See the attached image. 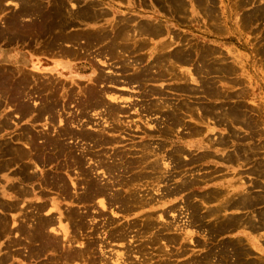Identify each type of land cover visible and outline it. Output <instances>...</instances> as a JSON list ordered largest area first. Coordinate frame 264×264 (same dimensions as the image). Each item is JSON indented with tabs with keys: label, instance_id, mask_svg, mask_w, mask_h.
<instances>
[{
	"label": "rangeland",
	"instance_id": "1",
	"mask_svg": "<svg viewBox=\"0 0 264 264\" xmlns=\"http://www.w3.org/2000/svg\"><path fill=\"white\" fill-rule=\"evenodd\" d=\"M36 1V3L39 4L41 10L44 8V15L43 13L39 14V16H36L32 13L30 15L28 13H21L20 10L23 5H21L22 1L20 0H0V38L2 37L0 39V146H4V144H7L8 146L26 147L29 146L28 144H30V142V145H32L33 143V146H37L39 144L43 145L44 138L45 143H49L50 140H46V138L49 139L48 136L51 137V135H53L52 132H56V129L59 130V128H62L63 125H61L59 122L51 124L52 126L47 125L45 121L46 119H44V115L39 116L40 119L36 120L35 122L32 121L31 117L29 116H22L21 118V113H18V110L16 111V109L18 108V106L20 108V106L24 105V102L22 100L29 97L28 99L31 103V107L33 109H38L40 103H43L45 101V98H51V100L56 99V97L60 98V94H64L65 92H68L77 86L82 87L89 84L88 80H90V76H94V66H96V62L94 63V61H89V58L86 54H84L85 56H83V58L81 57L83 53L78 50L76 51L74 57L70 58L68 61V58L67 60H65L64 57H59L58 55L54 56V54L51 53L50 48L54 50L62 45H67L70 47V45L74 42V46H79L81 44V46L84 45L85 47L86 44H84V42L86 43L87 41L85 31L90 29L94 30L100 26L104 29H110L111 24L114 25L119 23L120 21H126L128 19H132V29H136V32L127 30L126 35L130 34L132 38H135L138 41L142 39V37L138 34V28L136 24L138 22L151 21L153 23H160L162 25H165V27L167 28V31L169 33L167 39H172L169 43V47L167 48L168 52H171L173 50L176 51L180 47L192 51L191 53L193 58L190 64L182 65L180 63H175V61L172 65L168 64V66L173 69L172 72L169 71V73L171 74L168 75L167 78L155 82L160 83L159 86H151L153 88L162 90L164 95H167V97L173 98L169 102L172 101L173 103H178L183 99H188V102L190 103L191 109L193 111L190 112V114L192 113V115H189L185 119L186 124H190L192 126L202 125L200 119L202 104L205 105L206 108H210L209 106H211V108L215 107L217 113L216 117L219 116L218 114L220 113L221 109L223 114L225 115L228 108H234L241 110L243 113L248 115V118H251L253 116L258 120V124L255 125L256 131L252 132L250 131V128L247 129L248 123H244L245 120H237V122H239V125L237 122H235L237 124L236 126L234 122L232 123L229 118L222 117L223 121L225 118L227 119V122H229L228 125L232 124V128L239 134L240 137V140H238L237 142L233 140L234 143L230 144V149L226 148L225 150H222V152L225 153L224 155H226V153L228 152H232L235 148L240 147H243L245 151L243 150L239 167L231 165L224 169L220 168L215 173V176L219 177L218 180L214 182L217 185V189L222 190L224 194L237 193L240 195L243 193L251 192L252 195L262 192V187L264 188V186H262L264 185V172L261 175H259V173H254L251 170V166L253 165V163H255L256 166H258V164L260 163L264 164V65L256 68L258 71L256 75H254L256 78L254 80L255 82H253L251 81L250 77H252L254 73L253 69H250V63L248 61L251 58L250 48H253V44L256 45L257 48L260 49V51L262 50L258 57L259 59L264 60V34H262L264 33V23L259 20L254 23L255 25L248 24V27V25L242 24V22L244 21H240V19L245 14H250L251 11L255 9V6L256 8H262V6L264 5V0H181L182 4H184L182 10H177L176 6L178 4H174L173 6L169 5L170 7L168 12L161 6V4H158L153 0H66L69 3H67L65 0ZM61 1L63 4L61 3ZM64 1L66 4L64 3ZM238 1L240 2L239 8L237 7ZM86 4H94L99 6L98 8H96L97 15L99 17L97 23L87 24L80 22L79 19L77 20L73 18L74 14L78 13L79 10ZM57 6H63V8L60 9L63 12L65 11V21H68V19L71 21L62 28L53 27L48 31L41 29L42 23H50L52 19H55L54 11L57 10L52 11V13L50 11L53 10V7ZM65 8L67 10H65ZM17 15L20 17H18ZM41 15L43 16L42 19L39 18L42 17ZM17 17L19 18V20ZM75 34L80 35L78 38L74 39H77V41L70 42L63 40V42V37L62 39H60L61 36ZM170 34L172 35L170 36ZM65 41L68 43L66 44ZM147 41L150 43L147 50H152L154 52L153 56H155V52L158 49H155L154 46L157 45L158 41H156V39ZM47 47H49V49ZM93 48H95L97 51L99 46L96 45L93 46ZM79 53L80 55H77ZM91 54L94 53H90V55ZM199 54L204 55L202 56L203 58H205V60L203 61L207 62L206 64L209 65V67L202 69V60ZM134 55L136 56V54ZM134 55H128L127 59H129V62L134 60V58H131ZM153 56H150V58H144L143 64L149 63V60L151 61L154 58ZM234 60H237L238 62L242 61V63L236 65L234 63ZM59 61L61 63H69L71 65L64 67V64H62V66L57 69V65L55 66V64ZM105 61L106 60L104 59L98 58L97 64L103 66L102 63H104ZM107 63L108 62L106 61V64ZM216 63L219 65H216ZM227 63H229V65L235 66L234 72L229 75L223 73L221 74L219 71L220 64L222 65ZM34 65H37L39 71L32 70ZM136 66L138 67V65ZM211 66H213L214 68H212ZM109 69L110 68H108V70ZM110 70L119 72V69L117 68ZM18 79H20V81L23 83L25 82L26 85L21 84ZM8 84H10L11 86ZM204 84L216 87L217 90L220 89L222 95L218 96L217 94L215 95L216 97L211 98L210 96L205 95ZM32 85L34 88L32 87ZM18 86H20V88ZM178 86L188 87L190 89L189 91L191 92H186L182 95L178 94L176 91H174ZM255 86L257 88L256 91L254 90ZM138 89L139 88H129V90L133 92ZM31 90L33 91L31 92ZM9 91H11L13 94ZM119 95H121V97L125 95L121 100V106L130 107V109L124 108L125 113L123 115L125 117L123 118V121H126L125 124L126 127L127 125L128 127L126 131L121 134L122 137L120 139L124 142H118L117 146H121L119 147V150L123 151L126 155L128 154L127 157L133 158L135 157V154L133 155L130 152L140 150L141 146L146 143L153 145L152 149L155 151V153L150 154L151 156L148 157V161L151 162L155 160L156 162H158L159 160L158 163L161 164L164 168L161 171L159 170V172L162 174L161 176L163 179L159 178L158 181L154 182L153 184L144 182L141 187V192L148 193L153 198L152 203L150 202V204H152V208H147V211H150L149 209H151V211H154V216H156V223L158 222L156 225L158 226V224L160 225V222H165L166 224H171V231L174 228L172 232L169 231L167 233V231H165L161 235H158L162 236L163 238H165L166 236H175L177 238L174 237L173 240H177L169 244L167 240L164 241V239L161 238V241H158L159 244L148 246V248L147 246H145L146 248L144 251L146 253L143 252L140 255L135 251L137 249L136 246L139 244V241H136L137 239H134V237H130L131 239L129 238V241L127 242L128 244L126 242H112L111 244L110 242L108 243L109 246L104 245L105 249H103V251H106L104 253H107V256L113 258L117 256L118 261H116L117 259L114 258L115 260L113 259V262L116 261L118 264H138L139 262L143 263L147 259V257V260L152 259L151 261L149 260L150 262L147 261L149 264H164L162 263V261L166 260V257H170L168 264H245L249 263L250 261L254 262V264H262L264 262V224L260 226V228L255 229H251L248 226H250L249 223H251L252 225H259V221L257 220L261 218L259 215V211L264 206L257 205L253 209L247 210H236L235 208L227 209L224 211L216 210L214 211V213H211L213 214V216L210 214L209 216H207V218H204V220H202V223L201 215L205 214L208 211L207 208H212V210L213 208L216 209V207L219 206L220 202H217L215 200V202L202 203L201 196L204 188H201L200 196V186H198V180H196L194 184L191 183L189 189L181 194L171 197L165 196V194H163V189L165 190L166 187H169V185H173L174 182L179 183L183 178L198 179V177L192 176L197 171V166L193 165V161H188L189 158L187 157L189 156L186 149V153L182 157H180L181 162L179 160H175L178 165L176 167H173L175 165V161L173 162L171 158H167V156H165L164 148H162L164 152L161 150H155L153 148L154 146H156L155 143L158 141L166 142V149L168 150L173 148H182L184 143L180 135L182 132V127H179L180 131L175 132L173 135H166L164 133H161V131H155L156 126L161 125L159 124L160 114L156 113L153 116V114H147L145 112L142 113V110L139 108L141 104H139V106L137 105L140 110H133L131 105H133L135 101L133 100V97L135 96L134 93L129 92V94H125L120 92ZM186 95H188V97ZM155 96L160 97L161 94H156ZM18 100L21 101H19L21 105L18 104ZM68 103L69 102H65V104L67 105L65 112H73L75 111V109H77L75 107H73L74 109L71 107L72 105L75 106L76 102L71 101L69 104ZM13 109L14 111H12ZM131 112H133L134 114H131ZM208 115V119L203 124L210 125L214 128H209L208 132L214 131L216 132V134H224V136L227 135V127L224 125L217 126L216 124L215 128L213 119ZM46 117L47 116H45V118ZM3 122H5L6 124L8 122V124L3 125ZM240 122H242V124ZM156 123L158 125H156ZM243 126L245 127L243 128ZM136 131L138 132L134 133ZM186 131H188V129ZM41 134H43V137H40ZM31 136L33 138L32 141L34 142L30 141L31 139H29L30 142L27 140L28 137ZM40 141L42 142L40 143ZM69 142H72V140L67 139V141L64 142V146H69ZM111 152L113 151H110L109 153ZM182 161L184 164L182 163ZM35 165H45V168L43 169L46 170L49 169L50 165L52 164L48 165L35 163ZM61 166L62 165H54L52 169L59 176L65 177V173L72 176V172H70L72 171L71 168ZM31 167L35 168L34 165H32ZM15 168L18 169L19 165L12 164L8 168L9 171L7 169L0 172V201L8 202L11 198L10 194L12 193H2L4 187L7 186L4 174L11 171L13 172ZM32 169L30 170L32 171ZM36 171L40 170L36 169ZM46 172L50 177L53 174L50 173L49 170H47ZM157 174L159 173L157 172ZM33 179H31V181H20L17 178L13 181H17L20 183L25 181L26 183L24 184L32 188L39 184V177H37V180H35V178ZM48 180L50 181V178H47V181ZM257 181L259 183L261 182L262 185L259 184L258 187ZM212 185L214 186V184ZM260 185L262 186L261 188ZM41 186L42 188H45L44 184H41ZM43 192L45 193L44 190ZM152 193H155V195ZM51 197H54V195L50 193V195L44 197L43 201H48L51 199ZM29 199L30 198H28V200ZM13 200L18 199L16 198ZM59 205L65 207L66 202H60ZM97 210L98 208L95 210V212H98ZM215 212H218V214L216 215ZM96 215L98 214L93 213V216ZM198 216H200V218ZM210 216H212V218H209ZM98 217L99 216L95 217L97 218V221L93 219V223H90L89 226H91V229H89L88 231L89 234H91L90 232L92 231L93 227H95L96 225L99 226V224L101 225V223L99 222L100 218ZM217 217H220L219 219L228 217L232 219L240 218L241 221H244V223L241 224L243 226H247L248 228L241 227L242 225L239 226L233 223V225L236 227L233 228L228 225L229 228L227 227L224 230H219L218 232L214 231L216 230V228L212 229L210 226L213 224H220V222H215L219 221L215 219ZM0 218V226H2L3 224L1 223V221H5L8 224V227L7 224H3L4 226H6L3 231H1L2 229H0V264H43L45 262L50 263L54 260L57 253L54 254L50 251L39 253L38 255H34L33 257L29 258V252L26 248L27 240H25V238L27 235L25 231L27 230V228H30V226L32 225V220L35 219L31 214V209L23 207L22 212L14 214L12 212H4L0 209ZM90 220L92 219L88 220V224ZM124 220L125 219H123V221ZM62 224H66L68 226L69 232L72 230L70 223L62 221ZM172 224L175 226H172ZM8 229L9 232H7ZM212 231L214 234L212 233ZM2 232L7 233H5V235H2L4 234ZM165 234L167 235L165 236ZM91 235L95 238H99L102 236H97L96 234ZM14 241L17 242V244L14 243ZM233 243H235L234 246ZM224 245H226L227 247H225ZM106 246L108 247L106 248ZM213 246H216V248ZM220 246L221 249H219ZM127 247H130L131 252L130 254L128 252L127 256H124V253L127 251ZM230 250L232 252L235 251L237 254H235L234 252L233 254ZM215 252H218V255ZM238 252H240V255L238 254ZM228 253L232 254L228 255ZM143 254L145 255L143 256ZM166 254L169 256H167ZM210 254L214 256L211 257ZM121 256L122 258H120ZM219 256H222L223 260L224 258L226 260L222 261V257L220 258ZM241 256L242 260H239L241 259L239 258ZM125 257H128V260H126L128 262L125 261V263H123L122 261Z\"/></svg>",
	"mask_w": 264,
	"mask_h": 264
},
{
	"label": "bare ground",
	"instance_id": "2",
	"mask_svg": "<svg viewBox=\"0 0 264 264\" xmlns=\"http://www.w3.org/2000/svg\"><path fill=\"white\" fill-rule=\"evenodd\" d=\"M20 1H22L21 5H23V7L20 10L21 13L23 14L28 13L29 15L32 13V14H35L36 16H39V14L43 13L44 8L41 10L39 4L36 3L37 2L36 0H20ZM153 1L158 4H161V6L167 12L169 11V7L173 6L174 4H178L176 6L177 10H182L184 7L183 6L184 4H182L181 0H153ZM98 7H99L98 5L86 4L79 10L78 13L75 12L76 14H74L73 18L77 20L79 19L80 22L87 23V24L97 23L99 17L97 15L96 8ZM237 7L238 8L240 7L239 1H238ZM60 8H63V6L53 7V10L49 8L51 10L50 11L51 13L52 11L57 10V11H54L55 19H52L50 23H47V22L42 23L41 29L48 31L50 30V28L52 29L53 27L62 28L65 25H67L68 22L71 21L69 19L68 21L67 20L65 21L66 19L65 14H64L65 11L63 12ZM66 8L65 10H67ZM39 18L42 19L43 16ZM241 20L244 21L242 22V24H246V25L248 24L253 25L255 22L259 20L264 23V5L262 6V8H256L255 6V9H253L250 14L249 13L245 14L240 19V21ZM136 25L138 28L137 29L138 34L142 37V39L138 41L135 38H132L130 34L126 35L127 30L129 31L132 30L133 32H136V29L134 30L132 29V26H133L132 19H128L126 21L125 20L120 21L119 23L114 24V25L111 24L110 29H104L103 27L100 26V27H97V29H94V30L90 29V30L85 31V35L87 39L86 43L84 42V44H86L85 47L84 45L81 46V44L79 46H76V45L74 46V43H75L74 42L72 43L73 45L72 44L70 45V47L67 45L59 46L57 44L59 46L58 48L54 50L50 48L51 49L50 51L51 53L54 54V56L58 55L59 57L60 56L64 57L65 60H67L68 58V61L70 58L74 57V55L76 54V51L78 50L81 53H83L81 57L85 56L84 54H86L89 58L88 59L89 61H94V63L96 62L95 63L96 66H94L95 67L94 76L93 75L90 76V80H88L89 84L82 86V87L77 86L71 89L70 91L65 92L64 94H60V98L56 97V99L54 100H51V98L50 99L45 98V101L43 103H40L38 109H33L31 107V103L28 99L29 97L22 100L24 102L23 106H20L19 108V106L17 105L18 108L16 109V111L18 110L17 112L21 113V118L22 116H29L31 117L32 121L35 122L36 120L40 119L39 116L44 115V119H46L45 121L47 125L52 126L51 124L58 123V122L61 125H63L62 128L58 127L59 130L56 129V132H52L53 135H51V137L48 136L49 139L46 138V140H50L49 143L48 142L45 143V138H44L45 144L43 143L42 145V144L37 143L40 146L39 145L33 146V143H32V145H30L31 144L30 141H32L33 139L31 136V137H28L27 139L28 141L29 139L31 140L29 141L30 142V144H28L29 146H26V147L8 146L7 144H4V146H0V159H1L0 160V172L3 170H7L12 164L19 165L18 169L15 168L13 172L11 171L12 173L7 172L4 174L5 176L4 178H5L7 186L4 187V190L2 193L9 194L10 192L12 194H10L11 198L8 202L0 201V209L4 212H12L13 214L22 212L23 207L31 209V214L37 220L33 219L32 225L30 226V228H27V230L25 231L27 235L25 238V240H27L26 248L29 252V258L33 257L34 255L36 256L39 253H44L48 251L53 252L54 254L57 253L53 261H51L50 263L45 262L43 264H118L116 262L118 261L117 256L114 257L117 260L113 262L114 258L107 256L106 255L107 253H104L106 252L105 250L103 251V249H105L104 245H108V243L110 242L111 244L112 242H116V243L126 242L127 243L130 237L131 238L134 237V239H137L136 241H139V244L136 246L137 249L135 251L136 253H139L141 255L143 252H145L144 251L146 248L145 246H147L148 248V246L159 244L158 241H161L160 239L163 238L162 236H159V235H161L165 231H167V233L171 231V224L160 222V225L159 224L158 226L156 225L158 222L156 223V216H154V211H151V209H149L150 211H147L148 210L147 208L149 207L152 208L151 207L152 204H150V202L152 203L153 198L148 193L146 194V193L141 192V187L144 182H149L150 184H153L154 182L158 181L159 178H162L161 176L162 174L159 172V170L161 171L164 168L162 167L161 164L158 163L159 160L158 162H156L155 160L151 162L148 161L149 159L148 157L151 156L150 154L155 153V151L152 149L153 145L146 143L141 146L140 150L130 152L133 155L135 154V157L133 158L127 157L128 154L126 155L123 151L119 150V147L121 146H117L118 142L123 141L120 139L122 137L121 134H123V132L126 131L128 125L126 127V124H125L126 121H123V118L125 117L123 115L125 113V109L121 106V103H122L121 100L123 99L125 95L121 97V95H119L121 90L119 91L118 89L116 90L117 87L124 86V84L120 83L121 78L115 75L116 72L110 69H115L116 64L119 65L120 66L119 71L121 72L122 80L128 81L130 85L132 84L135 85V83H137L136 84L137 88H139L138 91H140L141 93L139 96L142 98V105H140L142 113L145 112L147 114H153V116L156 113L160 114L159 124H161L162 126L161 125L156 126L155 131H158V132L161 131V133H164L166 135H173L175 132L180 131L179 127H182L183 130L180 128L182 131L180 134L181 136H185V135L188 137L189 136H199V135L202 136L203 134L202 129L199 125L192 126L190 124H186L185 119L189 115H192V113L190 114V112L193 111L191 109L190 103L188 102V99H183L181 100V102H178V103H173L172 101L169 102L173 98H170V97H167V95H164L162 90L151 87V86H156V85L159 86L158 83H155V82L163 80L167 78L168 75L171 74L169 73V71L172 72L173 69L170 68L168 64L172 65L174 64V61L175 63H178V64L180 63L182 65L190 64L193 58L192 53H191L192 51L188 49H184L183 47H180L176 51L173 50L171 52H168L167 48L169 47V43L171 42L172 39L171 40L167 39L169 33L165 25H162L160 23H153L151 21L138 22ZM171 35L172 34H170V36ZM79 36L80 35H77V34L64 35V36H61L60 39H62L63 37L62 41L66 40V41L71 42V41H77V39L76 40L74 39L78 38ZM152 39H156V41H158L157 45L154 46L155 49L156 48L158 49L155 52L156 53L155 56H153L154 52L152 50L150 49H149L150 51L147 50L150 45V43L147 40H152ZM67 43L68 42H66V44ZM76 43H79V42H76ZM96 45L99 46L98 50L96 52H90L92 51V49H95L93 48V46H96ZM47 48L49 49V47ZM261 51L254 44H253V48H250L251 58L248 62L250 63V69L251 70L253 69L254 74L252 77H250L251 81L253 82H255L254 80L256 78L254 75H256L258 71L256 68H259L264 65L263 63L264 60L259 59L258 57ZM90 53H94V54L97 53L98 56L94 54L90 55ZM125 54L126 55L136 54V56L135 55L132 56L131 58H134V60L129 62V59H126ZM77 55H80V53ZM104 55L107 56L109 59H107V57L103 58ZM148 55L153 56L154 58L151 61L149 60L148 64L144 65L143 64L144 58H147V57L150 58V56ZM199 56H201V60H202L201 61L202 69L209 67V65L206 64L207 62L203 61L205 60V58L202 57L204 55L199 54ZM98 58L104 59L108 63L106 64V61H105L104 62L105 64L102 63L103 66L99 65L97 64ZM234 63L237 65L239 63H242V61L238 62L237 60H234ZM62 64H64V67L71 65L69 63H64V62L61 63L59 61V62H56L55 66L57 65L56 68L58 69L62 66ZM136 65H138V67ZM216 65H219V64L216 63ZM103 67H105L106 70ZM211 67L214 68L213 66ZM216 67H219V66H216ZM108 68L110 69L108 70ZM32 70L39 71V68H37V65H34ZM234 70H235V66L229 65V63L222 64V65L220 64V67H219V71L221 74L223 73V74L229 75L233 73ZM108 71H111L112 73ZM128 72H131V75L130 74L125 75V73H128ZM18 80L20 81V79ZM17 84H20V83H17ZM21 84H25V82L24 83L21 82ZM18 87L20 88V86ZM12 89H13V86H12ZM37 90H34V91H37ZM189 90L190 89L188 87L178 86L174 91L182 95L183 93L191 92ZM254 90L255 91L257 90L256 86L254 87ZM32 91L33 90H31V92ZM207 91L209 94L207 93ZM59 92H58V95H59ZM156 94H161V96L160 97L158 96L157 99H153L152 97H156L155 96ZM204 94L207 96H210L211 98V97H216L215 95L217 94L218 96H221L222 92L220 89L217 90L216 87H213L211 85L208 86L207 84H204ZM186 96L188 97V95ZM19 101L20 100H18V104H20ZM71 101L76 102L74 106L75 108H77L76 111H73V112L69 111L70 113L65 112L66 107H67L66 105L67 103L65 104V102L70 103ZM133 106L136 107L137 104H135L134 102ZM209 107L211 108V106ZM210 108L208 107L206 108L205 105L203 104L201 105V118H200L201 124H202L201 126H203V123L208 119L207 115L209 114L208 116H210L214 121V127H216V124L217 126L224 125L227 127L226 130L228 131V134L225 136L224 134H217V135L213 134L212 136V134L209 133V135L211 136V138L209 137L208 139L209 142L212 139H214L212 137H216L214 139L216 141V144H220L223 147H229L230 144L234 143L233 140L235 142L240 140L239 134L234 131V129L232 128V124L228 125L229 122H227L226 118H229L232 121V123L234 122L236 126L237 124L235 122H237V120H242V121L245 120L246 122L244 121V123L246 124L248 123L247 125L248 127L246 126L247 129L250 128V131L252 132L256 131L255 125L258 124L257 123L258 120L256 119V117L252 116L253 118L252 117L248 118V115L243 113L241 110L234 109V108H228V110H226L225 115L223 114L222 109H221L220 113L218 114L219 116L216 117L217 113H216L215 107H212L211 109ZM218 108H221V107H218ZM12 111H14V109ZM45 116L47 117L45 118ZM222 117H226L224 121L222 120L223 119ZM237 123L239 125V122ZM240 123L242 124V122ZM2 124L7 125L8 122L7 124L5 122H3ZM156 125L158 124L156 123ZM244 127L245 126H243V128ZM209 128H211V126L207 125V131ZM187 129L188 131H186ZM205 130L206 129H204V132ZM185 131H186V133H184L185 135H182L183 132ZM137 132L138 131L134 133H137ZM42 135L43 134H41L40 137H43ZM67 139H71L72 142H69L70 144L69 146H64V142L67 141ZM41 142L42 141H40V143ZM155 145L156 146L153 147L155 150L163 151L162 148H164L165 152L164 151L163 152L165 156H167V158H171L173 162L175 160L177 161L179 160L181 162L180 157H182L186 153L184 148H175V149L173 148V149L168 150L166 149L167 143L163 144L162 141L156 142ZM243 150H244L243 147L235 148L232 152H229L227 154L226 159L231 162L235 160L237 161L238 159L240 160L243 154ZM110 151H113V152L109 153ZM174 158H177V159H174ZM48 162H52V163H48ZM35 163L36 164H48V165L52 164V165H50L49 169L44 170L43 168H45L44 167L45 165L36 166ZM32 165H34L35 168L31 167ZM54 165H58V166L62 165L63 167L71 168L72 171L70 172H72V176L67 173H65V177L59 176L52 169ZM177 165L178 164L175 161V165L173 167H176ZM251 167H252L251 170L254 173H259V175H261L264 172V164L262 163L258 164V166H256L255 163H253ZM30 169H32V171ZM36 169L40 171H36ZM47 170H49L50 173H53L51 177L47 174L46 172ZM157 172L160 175L157 174ZM37 177H39V184H37L35 187H32V188L26 186L24 184L26 183L25 181L22 183L13 181V180H16L17 178L20 181H23V180L31 181V179L33 178L37 180ZM47 178H50V181L48 180L49 182L47 181ZM204 178L206 177L204 176ZM196 180L198 179L197 178H193V179L183 178L181 182L179 183L174 182L173 185L172 184L169 185V187H166L165 190L163 189L165 187L164 186L162 188L164 191L163 194L169 197L181 194L184 191L188 190L190 184L191 183L194 184ZM206 182L207 180L205 179L201 181V183H206ZM41 184H44L45 188H42ZM257 184L259 187V184H261V182L259 183L257 181ZM261 185H260V188L264 186V185L262 186ZM43 190L45 191V193L43 192ZM50 193L53 194L54 197H51V199L48 201L46 200L43 201L44 197L47 195H50ZM263 193H264L263 187H262V192L252 194V195H251V192L243 193L240 195L237 193L224 194L222 190H219L217 188L208 190L205 194H202L201 202L210 203V202H215L216 200L217 202H220V203H219V206L216 207V209L213 208L212 210V208L210 209L207 208L208 211L207 212L205 211L206 213L201 215V221L204 220V218H207V216H209L211 213H214V211L216 210L224 211V210L231 209V208L233 209L235 208L236 210H241V209L247 210V209H253L257 205L264 206V194ZM16 198L18 200H13ZM28 198L30 199L28 200ZM60 202H66V206L65 207H63L62 205L60 206L59 205ZM97 208H98L97 210L98 212H95ZM91 213H92V216H91ZM93 213L94 214L96 213L98 215L93 216ZM217 214L218 212L216 213V215ZM211 215L213 216V214ZM259 215L261 217L260 219H257L259 221V225H252L251 223H249L250 225L248 226L249 228L251 229L260 228V226L264 224L263 223L264 222V207L260 209ZM97 216H99L98 218H100L99 222L101 223V225L99 224V226L96 225L95 227H93L90 233L93 235L96 234L97 236L102 235L99 238L97 237L95 238L91 234L88 233L89 229H91V226H89L90 223L93 221V219L96 220L97 218L95 217ZM212 216H210L209 218H212ZM198 217L200 218V216ZM219 218L220 217L215 218L216 220H219L215 222L216 223L220 222V224H213L210 226L212 229L216 228V230L214 231H217V232L222 229L224 230L225 228L228 227V225L233 228L236 227L233 225V223L239 226H241L244 223V221H241L240 218H237V219L233 218L235 220L229 217L222 218V219H219ZM89 219H92V220H90L88 224ZM123 219L125 220L123 221ZM62 221L64 222L66 221L67 223H70V226L72 227V230L70 232H69L68 226L66 224L63 225ZM215 222H212V223H215ZM1 223L7 224V222L5 221L4 222L1 221ZM3 224L2 226H0L1 227L0 229H2L1 231H3L6 228V226H4ZM172 226H175V225L172 224ZM7 227H8V224H7ZM241 227H247V226L242 225ZM17 230H20V229H17ZM173 230L174 228L172 229V231ZM7 232H9V229L7 230ZM5 233L2 235H5ZM166 235L167 234H165V236ZM174 237L166 236L163 239L164 241L167 240V242L170 244L171 242L173 243L175 242V240H177V239L173 240ZM14 243L17 244V242L15 241ZM234 245L235 243H233V246ZM108 246H106V248ZM224 246L227 247L226 245ZM213 247L216 248V246H213ZM219 249H221V246ZM249 250H252V249H249ZM242 251H246V250H242ZM128 252L130 254L131 252L130 247H127V251L124 253L125 254L124 256H127ZM233 252L237 254L235 251ZM230 254L228 253V255ZM238 254L240 255V252H238ZM144 255L145 254H143V256ZM213 256L211 255V257ZM242 256L239 257L241 259L239 258L238 259L242 260ZM120 258H122V256ZM169 258L170 257H166V260H163L162 263L168 264ZM147 259L143 263L139 262L138 264H149L148 262H150L152 259H149L150 261ZM126 260H128V257H125L122 262L125 263ZM224 260L226 259L224 258ZM224 260L222 257V261ZM245 264H254V262L250 261L249 263H245Z\"/></svg>",
	"mask_w": 264,
	"mask_h": 264
},
{
	"label": "crops",
	"instance_id": "3",
	"mask_svg": "<svg viewBox=\"0 0 264 264\" xmlns=\"http://www.w3.org/2000/svg\"><path fill=\"white\" fill-rule=\"evenodd\" d=\"M158 85H160V83H158ZM200 127H201L202 133H203L202 136L199 135V136H189L188 137L184 134L186 132H183L182 135H185V136H181V139L184 142L182 148L186 149L188 156H189V157H187V158H189L188 161H193V165L197 166L196 167L197 171L192 176L198 177V180H199L198 186H200L199 187L200 188L199 194L201 196V188H204V190L202 191V194L208 190H211L213 188L214 189L217 188V185L214 182L216 180H218L219 177L215 176V173L220 168L224 169V168L231 166V165L239 167L241 160H237L234 162L228 161L226 159V156L229 152L226 153V155H224L225 153H223L222 150L223 149L225 150L226 148L230 149V146L229 147H223L220 144H216V141L214 140L216 137H212L214 139H212L210 141L211 142L210 143L208 140L209 137L211 138L209 133H211L213 136V134L217 135L216 132H214V131L208 132L207 131V125H205V124H203V126L200 125ZM211 128L214 129L212 126H211ZM204 129H206L205 132H204ZM205 138H207V139H205ZM162 143L165 144L166 142H162ZM201 154H202L203 158H202ZM204 176L206 178H204ZM204 179L207 180L208 183L207 182L201 183V181H203ZM212 184H214V186Z\"/></svg>",
	"mask_w": 264,
	"mask_h": 264
},
{
	"label": "flooded vegetation",
	"instance_id": "4",
	"mask_svg": "<svg viewBox=\"0 0 264 264\" xmlns=\"http://www.w3.org/2000/svg\"><path fill=\"white\" fill-rule=\"evenodd\" d=\"M96 51V49H92V51H90V52H95ZM94 55H96V56H98V54L96 53V54H94ZM125 56H126V59H127V57H128V55H126L125 54ZM107 56H105L104 55V57L103 58H106ZM107 59H109L108 57H107ZM145 64H148V63H145ZM144 64V65H145ZM144 67V66H143ZM115 68H117V69H119L120 68V66L119 65H116L115 66ZM108 72H110V73H112L111 71H108ZM126 74H130L131 75V72H128V73H125V75ZM115 75H117L118 77H120L121 79H120V83H122V84H124L125 86H121V87H123V88H121L120 86L119 87H117L116 88V90L118 89V91L119 90H121L120 92L121 93H123V92H125V91H127V92H125V93H128L129 94V92L130 93H134L135 94V96L133 97L134 99L133 100H135L134 102H135V104H137L138 106H139V104H141L142 105V98L139 96L141 93H140V91H138V90H135L134 92L133 91H130L129 90V88H137V83H135V85L134 84H132V85H130V83H128V81H126V80H122V77H121V72L119 71V72H116V74ZM126 83V84H125ZM127 85H128V87H127ZM130 85V86H129ZM125 90V91H124ZM153 99H157L158 97H152ZM139 102V103H138ZM132 106V109L133 110H136V111H138V110H140L141 109V107L139 106V108L136 106H133V105H131ZM71 107H74L73 105L71 106ZM123 108H125V109H130L129 107H124V106H122ZM75 111H76V109H75ZM131 114H134L133 112H131ZM147 194V193H146ZM152 194H155V193H152Z\"/></svg>",
	"mask_w": 264,
	"mask_h": 264
}]
</instances>
